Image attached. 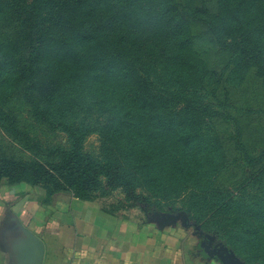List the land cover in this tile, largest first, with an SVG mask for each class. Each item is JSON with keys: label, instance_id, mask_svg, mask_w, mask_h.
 <instances>
[{"label": "trees", "instance_id": "16d2710c", "mask_svg": "<svg viewBox=\"0 0 264 264\" xmlns=\"http://www.w3.org/2000/svg\"><path fill=\"white\" fill-rule=\"evenodd\" d=\"M83 1L49 0L50 20L64 21L71 7ZM107 1L116 3L108 7L113 12L103 22L92 18L85 26H77L87 38L81 55L88 57L92 53L95 59L102 55L108 61V66L103 68L108 78L106 86H90L88 82L95 76L87 72L79 74L75 90L58 86L62 89L57 97L40 99L32 103L30 110L36 120L46 119L52 130L60 127L67 132L74 146L62 152L58 162L46 164L0 156V184L7 180L10 184L40 185L50 199L61 191L92 190L98 185L99 177L105 176L108 186L121 187L135 203H148L149 197L159 201L185 200L195 192L188 183L198 176L190 172L191 165L204 163L201 161L204 158H196L199 152L205 153V157L209 156V150L221 152L218 165L222 168H229L239 160H228L224 152L231 136H221L213 128L209 130L213 134L204 135L211 106L201 91H208L212 78L230 80V73L239 71L242 65L257 66V75L264 82V0H190L189 3L175 0L168 6L162 0L163 6L152 12L135 0ZM40 2L0 0V41L11 40L14 50L24 49L26 44L13 41L9 29L18 32L12 27L19 15L17 11L36 9ZM88 13L97 15L92 7ZM117 16L126 19L127 37L121 34L126 22L117 26ZM154 17L155 22L151 21ZM105 25V41L98 44L95 35ZM125 38L129 42L124 43ZM39 45L40 42L36 48ZM214 47L232 55L235 65L230 72V66L220 71L208 66V54L214 52ZM34 55L33 51L15 60L19 75L27 73L25 61ZM213 89L214 94L216 88ZM224 89L227 95L231 94L228 85ZM26 100L31 101L30 97ZM212 115L218 116L215 112ZM180 123L185 125L176 126ZM92 134L99 137V158L81 152L83 142ZM240 137L238 134L234 141L237 149L244 147ZM262 160L260 157L257 161ZM147 166L163 172L155 171L151 179L155 188L161 187L159 174L171 169L170 173L181 179L180 191L172 194L168 190H144L142 171ZM140 188L143 192H139ZM209 191L212 190L202 192ZM75 196L80 200L91 199ZM161 201L157 203L160 209ZM217 220L227 222L224 228L228 225L225 216H217Z\"/></svg>", "mask_w": 264, "mask_h": 264}, {"label": "rangeland", "instance_id": "374dc122", "mask_svg": "<svg viewBox=\"0 0 264 264\" xmlns=\"http://www.w3.org/2000/svg\"><path fill=\"white\" fill-rule=\"evenodd\" d=\"M135 1L144 4L152 12L161 8L163 1L168 6L175 0ZM107 2L84 0L76 7H71L70 15L68 14L64 21L50 20L49 0H41L36 9L28 11L26 8L17 11L19 15L12 27L17 28L18 32L10 29L9 31L14 35L13 41L21 40L26 47L16 51L11 40L0 41V156L16 161L46 164L58 162L61 153L74 146L67 132L62 131L60 127L52 130L46 119L45 122L36 120L30 110L32 103L41 101L40 99L52 100L57 97V93L62 89L58 86H63L64 90H75L79 74L87 72L95 76L88 82L90 86L94 84L106 86L108 78L103 68L108 66V61L103 59L102 55L98 59H95L92 53L88 57L81 55L80 51L87 38L84 32L77 30V26L78 24L85 26L92 18L103 22V19L113 12L108 10V7H113L116 3ZM89 7L96 11V17L88 13ZM156 20L154 17L151 21ZM115 22H119L117 26H120V22H126V19L117 16ZM123 27L121 34L127 37V22ZM166 30L169 31V27ZM105 31L106 25L103 31L99 28L96 33L98 44L105 41ZM38 42L42 47L39 45L36 48ZM127 42L129 39L125 38L124 43ZM33 51L35 55L27 57L28 60L25 61L28 65L27 73L19 75L15 69V60ZM213 51L208 54V66L210 68L214 66L219 71L230 66L228 70L230 72L235 65L232 55L220 51L217 47H214ZM176 53L178 54V51ZM257 72V66L242 65L239 71L230 73V80L212 78L208 91H201L205 96L204 100L211 106L209 111L211 115L207 117V125L204 127L208 130L203 132L204 135L213 134L209 131L213 128L221 136H231L226 142L224 152L228 160L232 161L234 158L239 160L229 168H222L218 165L221 152L209 150L207 157L205 153L199 152L196 158H204L201 160L204 163L191 165L190 172L198 173V176L196 180L188 183L195 192L185 200H160L162 209L157 204L160 202L159 199L153 197H149L148 203H135L121 187L108 186L105 176L99 177L98 185L92 190L80 189L77 193L72 190L58 193L74 197L75 194L85 195L91 197L90 200H104L113 210L137 209L150 217L184 218L192 227L203 232L213 246H225L231 255L243 264H264V82ZM226 85L231 90L230 95H227L224 89ZM213 88H216L214 94L211 93ZM26 97H30V103ZM227 100L228 102H225ZM245 110L253 114H244ZM212 112L218 116L212 115ZM233 118L237 123L233 122ZM184 125L185 123L176 124L179 127ZM238 134L244 146L240 149L234 146ZM81 152L99 158L100 141L97 134L85 139ZM260 157L263 160L258 162ZM155 171L162 170L153 169L152 166L143 169L144 190L147 188L158 192L168 190L172 194L180 191L181 179L174 172L170 173L171 169L168 173L159 174L161 179L158 184L161 187L155 188L151 181L156 174ZM142 188L139 192H143ZM207 189L212 191L202 192ZM223 203H230L231 206L222 207ZM217 216L229 219L225 228L223 225L227 222L218 221Z\"/></svg>", "mask_w": 264, "mask_h": 264}, {"label": "crops", "instance_id": "0c3cea01", "mask_svg": "<svg viewBox=\"0 0 264 264\" xmlns=\"http://www.w3.org/2000/svg\"><path fill=\"white\" fill-rule=\"evenodd\" d=\"M0 264H224V260L222 251L184 218L113 210L100 199L64 194L49 199L40 185L3 180Z\"/></svg>", "mask_w": 264, "mask_h": 264}, {"label": "water", "instance_id": "95a60500", "mask_svg": "<svg viewBox=\"0 0 264 264\" xmlns=\"http://www.w3.org/2000/svg\"><path fill=\"white\" fill-rule=\"evenodd\" d=\"M199 230V229H198ZM203 235L204 233L201 232ZM205 236V235H204ZM206 238V237H205ZM207 240V238H206ZM208 241V240H207ZM209 242V241H208ZM211 244V242H209ZM39 246H42V244L40 243ZM217 248H219L222 251V255H223V260H224V264H243L239 259L234 258L230 251L225 247V246H217ZM42 254L43 251L42 249L40 250V254H39V259L42 258Z\"/></svg>", "mask_w": 264, "mask_h": 264}]
</instances>
